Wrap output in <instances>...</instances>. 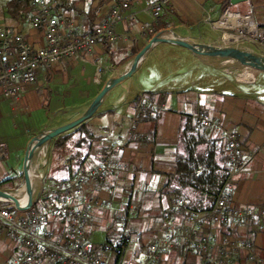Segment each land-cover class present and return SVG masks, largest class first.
Returning <instances> with one entry per match:
<instances>
[{
	"label": "crops",
	"instance_id": "obj_1",
	"mask_svg": "<svg viewBox=\"0 0 264 264\" xmlns=\"http://www.w3.org/2000/svg\"><path fill=\"white\" fill-rule=\"evenodd\" d=\"M115 2L116 0H68L66 5L69 8L67 12L84 32L102 23ZM223 3L224 0H169L162 12L161 20L155 25V34L165 32L167 37L176 35L193 43H212L211 40L193 38L186 32L178 33L175 30L198 21L207 4L210 5L211 11L208 10L210 13L208 15H211V18L216 14L219 18V10L222 12L229 10L241 15H252L258 25L264 26V0H232L225 9L222 8ZM142 4H144L143 0L141 4L134 5L126 13L128 16L134 15L133 19L129 18L116 27V32L124 36L122 41L114 44L100 43L87 55V62L75 58L60 62L51 71L40 68L37 81L23 88L20 101L15 103L16 107L19 111L24 109L37 112L53 105V87L68 91L65 92V96H69L73 87L74 91L79 85L83 87L85 73L89 69H94L97 73V66L102 67L99 81H95L96 74L92 77V82L96 84L95 92L81 89L82 102L78 109L66 115H56L60 118L55 126L49 125L48 128L39 130L33 138L80 118L103 88L129 69L135 56L153 37L143 33V24L148 21H141L140 12L147 16L149 14L143 12V9H138V6ZM196 4H199V7ZM231 6H235L237 10L232 11ZM249 8L252 9L250 12H248ZM173 17L177 19L178 24L158 29L160 21L171 24ZM180 18L185 21L178 20ZM29 28H32L30 19L27 24L19 28V33L34 46H45L42 34ZM160 46H163L162 43L153 46L144 56L135 73L107 92L92 117L59 136H69L67 142H62L61 147L56 145L59 137L49 142L50 153L46 161L47 166L38 171L41 182L36 188L37 191H34V198L38 197L40 206L43 203L42 199L52 197L62 190L68 180L80 169L97 165L107 145L116 144L120 146L119 168L104 183L86 188L84 191V196L88 199L109 203L108 207H96L91 216L90 225L109 218L121 221L124 218L123 213L127 212L131 204L136 205V211L143 207H146V211H155L159 214L158 218L162 225L163 216L173 201L172 197L164 194L162 189L167 175L175 171V156L182 117H194L204 113L218 126L213 130L203 129L210 139L219 140L225 149L228 134L236 133L245 150L241 159L243 173L237 177L231 195L233 204L238 208L246 206L264 208V94L260 88L255 89L261 83L258 77L255 78L256 73L249 77L252 81L255 80L253 83H245L235 78L232 82L236 84V88H232L230 79V82L223 85L226 86L225 89L216 90L211 77L215 72L208 69L209 62L206 57L178 46L174 48L182 50V53L192 61L189 69L195 70L199 65L203 69V75H196L189 82L190 87L170 88L159 78L163 63L174 65L182 64L183 61L180 57L165 59L158 51ZM85 64L88 67L82 66ZM80 79L81 83H79ZM68 85L69 87L64 89ZM237 85L253 86L254 89L246 92ZM41 96H44V100ZM142 96L147 97L155 106L151 107L147 111L148 114L146 112L145 119L143 118L134 127L135 106ZM81 126L83 127L78 132ZM29 143L23 148L22 158ZM46 151L45 146L35 154L31 167L33 179L35 178L33 171L38 167L39 158L45 155ZM2 158L0 159V182L8 179L12 182L10 181L0 189L10 192L11 183L13 187H17L18 182L13 181V177L10 178L9 169H13V165L8 163L10 164L8 166ZM70 158L74 159L72 165L68 164ZM79 163L81 165L78 168ZM21 178L24 180L23 175ZM23 188L17 194L19 197L24 194ZM160 227L154 231H146L150 235V240L141 250L135 252V260H132L130 264L140 263L147 253L148 246L160 236ZM50 228L58 234L65 232L62 223L51 224ZM209 232H211L210 229ZM231 232L234 236L244 237L251 243L254 253V259L249 261L247 251L240 250L234 264H264V228L251 224L240 228L235 227ZM89 235L90 231L86 235L88 240H90ZM94 245L99 251H103V245ZM126 247L127 245L122 250L115 251L119 256L116 264H119ZM15 253V245L5 235L0 234V264H7ZM259 259L262 262H258ZM169 262L171 264H206L196 255L182 252L170 255L167 264Z\"/></svg>",
	"mask_w": 264,
	"mask_h": 264
},
{
	"label": "built area",
	"instance_id": "obj_2",
	"mask_svg": "<svg viewBox=\"0 0 264 264\" xmlns=\"http://www.w3.org/2000/svg\"><path fill=\"white\" fill-rule=\"evenodd\" d=\"M31 1L30 24L42 34L45 46L36 47L22 34L0 26V94L14 103L20 101L24 87L37 81L40 68L51 71L60 62L75 58L87 62V55L100 43L122 41L124 36L116 32V27L133 19L134 15L126 13L134 5L141 4V0H116L102 23L83 32L65 10L68 0ZM168 1L143 0V12L152 19L143 24L144 35L156 33L155 25ZM227 13L234 14L239 23L238 27L230 24L228 31H240L244 40L262 45L264 26L258 25L252 15L226 10L220 20ZM249 18L252 20L248 21ZM101 73L102 67L98 65L95 81H99ZM154 106L147 97H140L135 106L133 126ZM193 119L202 129L218 127L204 113ZM119 147L107 145L97 165L80 169L62 190L47 198L37 210L34 209L36 204L26 212L10 205L16 210L12 211L5 200H0V234L16 247L14 257L7 264H108L105 258L97 255L96 246L86 235L96 207H108L109 203L88 199L84 191L104 183L119 168ZM225 149L228 176L213 207L205 212L190 211L183 199H174L163 216L160 236L148 246L139 264H167L170 255L177 252L196 255L206 264H234L240 250L247 251L249 261L254 259L252 244L244 237L234 236L231 230L251 224L264 228V208H238L233 204L231 195L237 177L243 173L241 159L245 150L236 133L228 134ZM73 163L74 159L70 158L68 164ZM135 211L136 205L131 204L127 214ZM55 223H62L65 232H53L50 225ZM114 249L108 244L103 251Z\"/></svg>",
	"mask_w": 264,
	"mask_h": 264
},
{
	"label": "rangeland",
	"instance_id": "obj_3",
	"mask_svg": "<svg viewBox=\"0 0 264 264\" xmlns=\"http://www.w3.org/2000/svg\"><path fill=\"white\" fill-rule=\"evenodd\" d=\"M5 0H0V26L8 28L11 31H15L19 33V28L24 24H27V20L21 18L19 22L13 21L10 15L5 8ZM199 7V4H196ZM145 4L139 5L138 9H143ZM164 10V8H163ZM211 11L210 5L207 4L205 6L203 14L199 16V20L195 21L189 25H186L183 28L175 29L178 33L186 32L190 34L193 38H200L205 40H211L212 43H203L206 45H211L214 47L220 48H237L240 50L248 51L256 55H260L264 57V42L262 45L254 44L249 40L240 39L239 41H227L225 40L226 33H235L241 34L240 31H224L218 29L214 26V23L219 21L223 16L225 11L219 10L220 17L216 14L211 18V15L208 12ZM231 10L235 11L237 8L235 6H231ZM250 12L252 9H248ZM172 12L171 9H169ZM163 12V11H162ZM222 12V14H221ZM173 15V14H172ZM210 16V17H209ZM209 17V18H208ZM141 21H152V19L146 14L140 12ZM173 22H164L160 21L159 28H166L168 25L178 24L177 19L173 17ZM217 19V20H216ZM161 20V19H160ZM184 20V19H178ZM185 21V20H184ZM187 24L189 22H186ZM157 27V26H156ZM32 29V28H29ZM154 34L153 36H155ZM229 37V34H226V38ZM244 37H247L244 35ZM26 38V37H25ZM229 39V38H228ZM28 40V39H27ZM144 41V40H142ZM163 46L159 47L160 54L165 58L169 59L171 57H180L183 61L182 64H169L163 63L161 68L160 76L162 83L164 85H168L170 88H181V87H190V81L196 75H203L202 68L198 65L195 70H190V66H192V61L190 58H187L182 52V50H178V47L172 44L162 43ZM180 47V46H179ZM205 57V56H201ZM209 62L208 69L215 72V74L211 75L212 81L215 84L216 90H223L226 86H223L225 83L231 82L232 88H236V84L232 82V79H239L245 83H253L252 79L249 77L255 74V78H259L260 82L255 89L260 88L264 94V72L253 71L247 67L240 65L238 62H235L231 59L220 58V57H206ZM88 67L87 64L82 65ZM96 74V70L89 69L87 73H85V82L83 83V87L80 85L71 89V94L69 96H65V92L57 87H53V105H49L46 109H42L40 111H25L21 109L18 110L17 105L8 99H5L0 94V151L2 152V161L5 163H11L13 165V169H9L11 173L10 178H14L13 181L18 182L17 187H13V183H11L10 192L14 194H18L24 186V180H22V168H23V160L26 154L27 149L24 152L23 158V148L32 140L33 136L41 129L55 126L56 122L62 115H66L69 112L75 111L78 109L79 105L82 102L81 89L91 90L95 92L96 84L92 82V77ZM215 75V76H214ZM228 75V76H226ZM82 80L80 79L81 83ZM213 84V85H214ZM64 87V89L68 88ZM99 87V86H98ZM240 89H245L246 92L254 89L253 86H238ZM177 89V90H178ZM64 91V92H63ZM44 100V96H41ZM118 99V98H117ZM130 102V101H129ZM129 105V104H128ZM23 112V113H22ZM25 114V116H22ZM56 115H58L56 117ZM51 116V117H50ZM143 119V118H142ZM141 119V120H142ZM135 127V126H134ZM50 153V147L47 146V151L45 155H41L39 158V164L37 169L34 171L35 178L33 179V190L37 191L36 188L38 184H40L41 179L39 178L38 171L42 170L47 166V159ZM22 158V159H21ZM22 160V163H21ZM10 166V164H8ZM12 182V180H11ZM4 188V186H3ZM24 189V188H23ZM19 190V191H18ZM40 196V195H39ZM49 198V197H48ZM51 198V197H50ZM38 202V201H37ZM36 202V203H37ZM10 205V204H9ZM124 218L120 220H115L113 218L101 220L98 222H94V224L89 225L88 231H90V240L92 243L96 245H104L109 242L114 247H118L121 245L123 239L127 240V247L119 261V264H130L131 261L135 260V252L141 250L143 245H146L150 240V235L146 231H154L157 230L161 221L158 218L159 214L155 211H146V207H143L133 213L127 215V212L123 213ZM162 226V225H161ZM161 230V227H160ZM108 236V237H107ZM108 245V244H107ZM98 256H102L108 261V264H116V260L119 257L117 252L115 251H100L97 252ZM45 264H54L48 263Z\"/></svg>",
	"mask_w": 264,
	"mask_h": 264
},
{
	"label": "trees",
	"instance_id": "obj_4",
	"mask_svg": "<svg viewBox=\"0 0 264 264\" xmlns=\"http://www.w3.org/2000/svg\"><path fill=\"white\" fill-rule=\"evenodd\" d=\"M231 1L224 0L222 8H227ZM4 2L13 21L19 22L21 18L28 21L31 18V0H5ZM67 9L69 8L65 5V10L68 11ZM147 114L143 117L144 119ZM83 126L78 129V132ZM68 140L69 136L59 137L56 140L57 147H61L62 142ZM81 163L77 165L78 168ZM175 163V171L167 175L166 183L162 189L163 193L171 196L173 200L183 199L186 202V209L190 211H209L228 176V159L222 143L219 140L210 139L205 130L195 125L193 117L183 116L179 129ZM198 170H200L199 173ZM10 181V179L1 181L0 188ZM46 199H42V202ZM39 206L38 201L34 209H39ZM10 209L16 211L12 206ZM107 244L110 243L107 242ZM107 244H104L102 249ZM126 245L127 240L123 239L121 245L115 247L114 251L122 250ZM96 250L100 252L98 247Z\"/></svg>",
	"mask_w": 264,
	"mask_h": 264
},
{
	"label": "water",
	"instance_id": "obj_5",
	"mask_svg": "<svg viewBox=\"0 0 264 264\" xmlns=\"http://www.w3.org/2000/svg\"><path fill=\"white\" fill-rule=\"evenodd\" d=\"M159 43H168V44L181 46L192 51L193 53L199 56L231 59L249 69H253L258 72H264L263 56L256 55L251 52L240 50L233 47L220 48V47H214L211 45H206L201 43H193L183 38H179L176 35H173V37H167L165 32L157 33L149 40L148 44L135 56L129 69L124 74L110 81L108 85L103 88V90L96 97V99L93 101V103L91 104V106L85 112L84 115H82L80 118L76 119L75 121L69 124H66L64 126L55 129H51L49 131H45L40 135L32 138V140L30 141L27 147V151L23 160V168H22L23 171L22 175L24 179V190L26 196L28 197V202L25 205H21V203L15 196H13L7 191L0 189V195H3L5 197L6 203L14 206L16 209L22 212H26L30 210L36 204V202L38 201V197L34 198L33 178L31 176V171L29 170L28 167V162L31 158L33 151L35 150V145L36 144L37 146L46 145L47 148L49 142L56 139L60 135L76 128L84 121L92 117L93 114L96 112L97 108L102 103L103 98L105 97L107 92H109L113 87L117 86L118 84L122 83L123 81L131 77L139 67L144 56L151 50L153 46Z\"/></svg>",
	"mask_w": 264,
	"mask_h": 264
},
{
	"label": "bare ground",
	"instance_id": "obj_6",
	"mask_svg": "<svg viewBox=\"0 0 264 264\" xmlns=\"http://www.w3.org/2000/svg\"><path fill=\"white\" fill-rule=\"evenodd\" d=\"M235 19H236V16L234 14L227 13L225 15V17L223 18V20H220V21L216 22L214 25H215V27H219V28L224 29V31H227V30L231 29L230 28V24L231 25H236L237 27L239 26V23L237 21H235ZM250 20H252V18H249L248 19V21H250ZM226 34H229V37H228L229 39L226 38ZM226 34H225V40L230 41V42H233V41L236 42V41H239L240 39L243 38V35H240V34L239 35L238 34H235V33H226ZM251 70H253V69H251ZM253 71H255V70H253ZM45 146L46 145L37 146V144H36L35 145V150L33 151L32 155H31V158H30V160L28 162V167H29V170L31 171L32 178H33V175H32L31 167H32V163H33V159L35 157V154L39 150L43 149ZM9 193L12 194L13 196H15L19 200V202L21 203V205L27 204L28 197L26 196L25 190H24V194H23L22 197H19L17 194H14V193H11V192H9ZM0 200H5V197L3 195H0Z\"/></svg>",
	"mask_w": 264,
	"mask_h": 264
}]
</instances>
